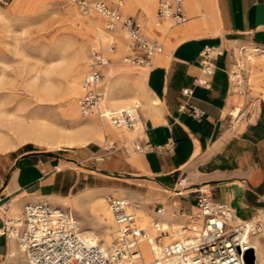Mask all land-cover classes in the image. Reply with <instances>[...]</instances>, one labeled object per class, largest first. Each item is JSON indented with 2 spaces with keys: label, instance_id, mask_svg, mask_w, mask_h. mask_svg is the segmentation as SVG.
<instances>
[{
  "label": "crops",
  "instance_id": "obj_1",
  "mask_svg": "<svg viewBox=\"0 0 264 264\" xmlns=\"http://www.w3.org/2000/svg\"><path fill=\"white\" fill-rule=\"evenodd\" d=\"M194 1L196 12L183 4L185 20L157 31L150 40L160 50L124 80L141 82L144 131L129 129L134 135L123 143L109 138L114 150L98 159L94 141L69 153L11 150L0 163V226L27 203L49 199L57 206V198L86 190L137 201L154 223L185 224L202 194L227 202L231 223L264 212V0ZM205 47L219 52L208 76L200 66ZM199 77L207 85L196 83ZM191 108L202 114L192 116ZM8 243L0 236V259Z\"/></svg>",
  "mask_w": 264,
  "mask_h": 264
},
{
  "label": "built area",
  "instance_id": "obj_2",
  "mask_svg": "<svg viewBox=\"0 0 264 264\" xmlns=\"http://www.w3.org/2000/svg\"><path fill=\"white\" fill-rule=\"evenodd\" d=\"M75 1L84 15L102 16L106 21L105 28L111 30L118 23L126 31L132 44L143 53L142 56H134L132 63L145 64L153 53L160 50L158 43L142 34L137 20L132 16L122 17L103 0ZM155 15L158 20L167 18L174 24L183 22L182 0H157ZM108 45L113 49L114 42L111 40ZM218 54L210 47L202 50L200 66L205 76L212 73L213 60ZM106 61L101 48L91 50L81 79L83 92L78 101L81 112L95 109L100 119L104 117L113 126L142 133L144 126L138 102L108 112L101 108V69ZM195 81L207 85L203 77ZM182 92L190 94L191 90L183 89ZM180 107L184 108L183 105ZM189 113L198 118L202 111L191 108ZM113 146L114 143L109 142L104 149ZM140 148V144L135 145V149ZM105 200L112 217V237L105 246L82 239L76 218L45 200L27 203L20 215L2 220L0 236L15 241L30 264H246L243 255L247 249H251L250 244L237 237L246 225L230 223L231 208L227 202L214 201L202 194L197 201L201 221L196 232L186 235L184 239L174 238L159 244L152 260L144 263L139 242L144 239L150 245L152 240L140 223L135 204L126 198L107 196ZM156 231V238L168 234L162 226L156 225ZM250 232H259V226L253 225ZM252 251V264H255L253 248Z\"/></svg>",
  "mask_w": 264,
  "mask_h": 264
},
{
  "label": "bare ground",
  "instance_id": "obj_3",
  "mask_svg": "<svg viewBox=\"0 0 264 264\" xmlns=\"http://www.w3.org/2000/svg\"><path fill=\"white\" fill-rule=\"evenodd\" d=\"M130 3L140 7L142 15L140 16V21L143 22V26L141 27L140 21L137 22L140 31L148 39L152 37L145 34V30L151 36L154 35L158 37L156 34L157 31L164 34L171 27L169 19L165 18L158 20L156 18L155 10L157 0H125L124 5L120 8L121 11L126 12L125 5ZM10 4L12 6L10 9H2L0 7V18H5V16L12 12L14 14V12L25 13L29 11H38L44 7L42 0H12ZM182 4H184L187 11L192 13L196 12L199 8L194 0H182ZM24 6H26L25 9L22 8ZM71 12L76 15L73 10H71ZM87 17L89 18L82 19L86 40H91V45L99 43L103 48V50H101L108 59L106 64L102 67L104 77H102L100 81V89L102 92L101 108L103 111L108 112L119 108H125L131 102H138L141 105V99L143 98L141 82L134 80L129 84L124 83L128 73L136 67L124 65L120 58L121 53L129 52L131 48L132 42L128 34L118 23H116L114 29L111 30L104 28L105 26L102 27V24H106L102 16L93 15ZM188 20L189 24L195 22L190 21L189 17ZM110 38L117 43L116 53L108 51L112 50L109 48V45H105L104 47V43ZM127 60V58L123 57L124 62H127ZM4 68L6 67L4 66ZM85 70L86 48L85 45H78L69 56L66 54L60 56L59 63L52 67L51 70L45 72L41 80L37 76H30L28 87L32 89L33 96L38 97L37 100L39 102L46 100L51 103L54 100L57 101L58 98L60 99L58 102L59 110L51 115L46 111H42V102L39 103V108L28 107L27 103H20L16 107H12L10 98L7 97V94L2 92L5 86L4 76L1 73L2 71H0V152L4 153L14 150L26 142L55 149L61 147H81L92 141L98 143L103 142L104 144L109 138H117L122 143L126 142L133 134L129 129L115 127L104 117L100 119L95 109L82 114L78 101L81 96L80 93L82 94L83 92L82 78H80V76ZM237 76L238 74L236 72L232 74L234 78ZM59 92H62L61 95ZM132 131L135 132V130ZM57 199H61L65 205L71 204L78 212L89 215L94 226L96 225L100 228V233L97 234L91 226L89 227L86 224L83 225L78 218V223L81 224L80 236L82 239L92 244L96 243L97 239H100L103 242L102 246L110 242L112 237L111 231L106 228V224L110 222V213L106 209L102 197H97L94 192L86 190L72 197H61ZM132 202L135 204L136 210H139L143 215L140 221L141 225L143 226V223L147 224L146 217L150 216L148 212L134 200H132ZM189 219L190 220L185 224L176 222V220L166 221V219L153 224L155 228L156 225L166 228L169 234L162 235L163 240L170 241L174 238L184 239L186 235H191L196 232L201 221L198 216V210H196ZM232 223V225L241 223L246 225L243 226V230L237 237L238 239L246 240L247 243L250 244V248L254 250L255 264H260V260L264 258V249L260 244L258 235H255L256 232L251 234L250 229L253 225H258L259 232L261 235H264V218L260 220L257 219L256 216H253L250 217L249 220H244L241 223ZM147 233L152 243L149 245L144 239L139 242V249L144 263H149L152 260L159 246L156 242L157 236H154L151 227H148ZM0 264L30 263L21 252L17 243L10 240L6 255L0 261Z\"/></svg>",
  "mask_w": 264,
  "mask_h": 264
},
{
  "label": "rangeland",
  "instance_id": "obj_4",
  "mask_svg": "<svg viewBox=\"0 0 264 264\" xmlns=\"http://www.w3.org/2000/svg\"><path fill=\"white\" fill-rule=\"evenodd\" d=\"M11 1L12 0H0V7L2 9H10L12 7L10 4ZM103 1L107 3L110 7L116 9L121 14V16H132L137 21H140V16L142 15H141V9L138 5H135L133 3L125 5L126 12H122L120 8L124 5L125 0H103ZM42 3L44 7L38 11H29L25 13L16 12L17 14L15 12L13 14L12 12L7 16H5V18H0L1 21L0 22V40H1L0 41V61H1L0 71H2L1 73L4 76V86H5L2 89V92L7 94V97L10 98L12 107H16L20 103H27L28 107L39 108L40 105L39 103L42 102L43 104V108H41L42 111H46L51 115L59 110L58 102L60 101V99L58 98L59 100L58 99L57 101L54 100L51 103L49 101L47 102L46 100H45L46 102L45 101L39 102L37 100L38 97L33 96L32 89L28 87L30 83V79H29L30 76H37L41 80V78L44 77L45 72L51 70L52 67H54L59 63L60 56H62L63 54L69 56L70 54L73 53L74 49L78 45H85L86 62L91 50H93L94 48L95 49L101 48L103 50V48L100 46L99 43L96 44L94 43L91 45L92 41L86 40L85 29H84V25L82 24V19H86L89 17L84 15L79 10L75 0H42ZM22 8L25 9L26 6ZM71 10H73V12H75L76 15H74L71 12ZM169 22L172 25L173 22L171 20H169ZM140 25L141 27L143 26L142 21H140ZM104 26L105 25L102 24V27ZM145 34H147L152 38L154 37V35L151 36L150 34H148L146 30H145ZM109 41H111V39L106 40V42L104 43V47L105 45H108ZM249 48L251 49V46H249ZM116 51H117V43L114 45L113 50L109 52L116 53ZM142 54H143L142 50L139 49L136 45H134V47L131 46L129 52L121 53L120 58L124 65L127 66L129 65L133 67L135 66V63H132L131 59H133L134 56H142ZM123 57L128 59L127 62L123 61ZM3 65L6 68H4ZM84 73L85 71L82 72L80 78L83 77ZM245 80H246V74L243 73L241 82ZM133 135L134 133L132 134V136ZM96 144L100 148V152L94 155L96 159L114 150L113 148L104 149L109 144V139H107L106 143L104 144L103 142L101 143L96 142ZM77 148L78 147H74V148L61 147L59 149H55V148H47L41 145H35L31 142H26L23 145L14 149L15 152H13L12 154L27 149H38V150L50 149V150H58L59 152L69 153L72 150H76ZM9 152L10 151L4 153L0 152V160H1L0 163L5 162L6 158L11 157L12 154L11 153L9 154ZM74 168H76L77 170H81L78 167H74ZM44 200H46L52 205L54 204L51 201H49V199H44ZM103 203L106 209L108 210V206L104 198H103ZM137 203L140 205L139 202ZM66 205L63 204L61 199L58 200L57 202V206H59L60 208L62 207L61 209L66 210L69 208L74 212L76 216V212L74 211L71 204H69L68 206ZM136 213L137 216L139 217V220L141 221L143 215L139 210H136ZM263 215L264 212L254 216H256L257 219L262 220L264 218ZM83 217L86 218V220H88L86 225H88L89 227L91 226L96 231V233L99 234L100 228L96 225L94 226L91 217L87 214L86 215L83 214ZM75 218L78 222L77 216ZM239 218H241L242 220H237L235 221L236 223L234 222V224H237L239 222L241 223L244 220H249V218H246L245 216H241V217L239 216ZM146 219H147V224L143 223L146 232H148V227H151V229L154 232L153 233L154 236L155 237L158 236L152 218L148 216L146 217ZM189 220L190 219L188 217L187 221ZM183 222L184 221H180L181 224H183ZM78 225L79 227H81V224L78 223ZM106 228L110 231L112 230L111 214H110V222L106 224ZM183 234H187V233H183ZM162 235L165 234H161V236ZM255 235H258V239L260 240L261 243L264 244V235H261L260 232H256ZM161 236L156 238V242L158 245L169 242L168 240H163V236L162 238ZM96 242L100 245H102L103 243L102 240L100 239H97ZM2 259L3 258H1L0 261ZM260 264H264V258L260 260Z\"/></svg>",
  "mask_w": 264,
  "mask_h": 264
},
{
  "label": "water",
  "instance_id": "obj_5",
  "mask_svg": "<svg viewBox=\"0 0 264 264\" xmlns=\"http://www.w3.org/2000/svg\"><path fill=\"white\" fill-rule=\"evenodd\" d=\"M243 258H244V261L246 264H252L253 263V251H252V249H247L244 252Z\"/></svg>",
  "mask_w": 264,
  "mask_h": 264
}]
</instances>
